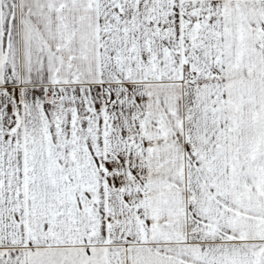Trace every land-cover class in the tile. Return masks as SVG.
<instances>
[{
  "label": "snow or ice",
  "instance_id": "6c2138e0",
  "mask_svg": "<svg viewBox=\"0 0 264 264\" xmlns=\"http://www.w3.org/2000/svg\"><path fill=\"white\" fill-rule=\"evenodd\" d=\"M0 264H264V0H0Z\"/></svg>",
  "mask_w": 264,
  "mask_h": 264
}]
</instances>
